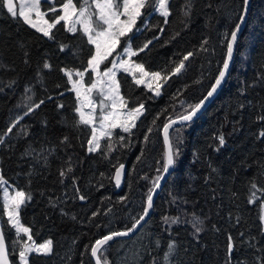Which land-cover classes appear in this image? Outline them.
I'll return each instance as SVG.
<instances>
[{
    "label": "trees",
    "instance_id": "1",
    "mask_svg": "<svg viewBox=\"0 0 264 264\" xmlns=\"http://www.w3.org/2000/svg\"><path fill=\"white\" fill-rule=\"evenodd\" d=\"M63 2L45 0L43 8L53 19ZM242 5L243 0H169L167 22L153 12L140 36L154 40L137 59L168 74L187 53L193 55L159 95L119 72L121 93L143 102L144 112L130 133L116 129L110 141L103 138L100 149L89 152L90 128L78 123V101L62 69L84 71L94 46L82 31H67L63 21L51 38L44 36L0 3V174L31 195L20 219L32 238L53 241L50 254L32 253L29 264H95L90 253L95 240L139 218L153 181L163 173L164 124L196 105L215 82L225 59V34L239 23ZM45 63L51 67L44 68ZM29 107L34 110L28 112ZM261 132L264 0H251L223 86L201 115L170 130L179 154L151 216L136 234L109 241L99 253L102 262L264 264ZM120 164H126L127 174L116 191ZM0 217L11 263L22 264L19 252L27 236L16 235L2 210ZM174 218L177 223H171Z\"/></svg>",
    "mask_w": 264,
    "mask_h": 264
},
{
    "label": "snow or ice",
    "instance_id": "2",
    "mask_svg": "<svg viewBox=\"0 0 264 264\" xmlns=\"http://www.w3.org/2000/svg\"><path fill=\"white\" fill-rule=\"evenodd\" d=\"M0 3L7 8V11L13 16L21 17L23 22L29 24L32 28L39 32H42L44 36L51 38L52 30L56 28L58 24L63 21L67 26V31L76 33L78 30L82 31L87 38V43L94 46V50L90 54V58L87 60L86 68L84 71L78 69H62L65 73L68 81L71 83V90L75 92L78 105L74 111L78 114V123L88 126L91 132V138L87 141L88 151L93 152L100 149L101 139L107 137L109 141L116 129H121L124 132H131V129L136 126V120L143 114L144 105L140 104L138 107L128 109L127 102L120 93V85L117 80V73L123 71L132 77L133 82L136 85H146L149 89L153 90L156 95L160 94V90L163 82L172 75H178L185 68V61L193 55L192 52L187 53L183 59L173 68L167 76H162L161 72L153 71L149 72L145 69L142 63H137L131 58L137 56L139 52L144 51L151 43L144 44L142 48L138 50H132L130 43L125 47L122 53L117 54L116 58L109 61V57H113L116 53L122 37H127L129 33L133 32L136 27L137 20L142 15V10L148 5L149 0H81L79 7L73 0H64L62 3V14L55 16L51 22L44 19L47 15L46 12L40 10L41 0H28L27 10H25V4L22 3L20 11L17 13V9L14 5V0H0ZM169 0H155L156 10L159 14L165 17L170 15L168 8ZM49 11L55 12V8H50ZM248 0H243V5L240 10L239 20L242 23L247 15ZM32 13L35 14L37 20L32 19ZM187 15V12L185 13ZM79 25V29L77 28ZM241 24L237 23L234 29L230 33H226L225 36L228 39L226 44L225 59L222 62V69L219 71L218 76L215 78L214 84L211 86V90L207 92V95L199 103L194 106H189V110L186 114L179 117L181 121H191L197 114L205 101L211 97L217 89L221 86L225 80L229 64L233 57L234 45L237 41V34L240 31ZM206 43V42H205ZM66 46H61L63 49ZM124 54H127L128 59H124ZM119 60V62H117ZM109 62L111 67H106L101 71V65ZM44 68L51 67L50 64L45 63ZM95 73V78L90 80L88 85H85V74ZM90 74V73H89ZM73 76L79 77V79H73ZM155 84V87H153ZM96 92L99 97V105L93 99V92ZM35 104V108H39L40 104ZM60 107H63L61 105ZM101 109L99 116L97 115V108ZM88 111L85 112L84 109ZM33 107L28 108V112L33 111ZM27 114V113H26ZM175 120H170L169 123L164 125V140L167 145V151L165 153V159L163 164V171L168 172L169 168L175 164V157L179 154V148L175 147L169 139V128L175 124ZM12 127H15L13 125ZM12 127L7 129L8 133L12 132ZM264 136V132L260 133ZM67 139V138H65ZM120 140L124 137L120 136ZM224 137H219V144H224ZM111 143H108V148L111 149ZM124 165L120 164L116 168L114 180L118 186L121 183L123 175ZM70 172L71 169L69 168ZM65 175L62 171L61 176ZM162 177H157L153 181V187L149 190L146 196L145 206L142 209V214L139 218L134 219V223L131 228L126 231L111 232L107 235L96 239L94 244L90 248L91 256L95 260V264H110V261L105 259L103 262L100 259L98 253L104 248L109 241L115 237L127 236L130 232L137 229V226L141 225V222L148 216L149 210L153 206V193L156 188L159 187V180ZM7 184L3 175L0 174V186ZM253 188L256 186L253 185ZM4 204L3 209L8 217V223L15 229L16 235L21 233L27 234V241L24 242L21 251L19 252V258L23 264H29L28 256L31 253L48 255L52 252L53 241L51 239L45 240L43 243L37 244L31 235V228L25 226L20 219V210L27 201L31 200V195L23 190H15L14 194H10L8 187L3 188ZM79 199L84 200V196H80ZM97 215V213H93ZM165 221L168 222V218L165 217ZM178 218L171 220V223H177ZM196 232L201 231L199 227H196ZM231 241V237H229ZM173 241L168 245L169 252L174 251ZM232 244H229V251H231ZM164 259L168 260V253L165 254ZM0 264H9L7 244L4 237L3 229L0 228Z\"/></svg>",
    "mask_w": 264,
    "mask_h": 264
},
{
    "label": "rangeland",
    "instance_id": "3",
    "mask_svg": "<svg viewBox=\"0 0 264 264\" xmlns=\"http://www.w3.org/2000/svg\"><path fill=\"white\" fill-rule=\"evenodd\" d=\"M43 1H45V0H41L40 10H41L42 12H46V11L44 10V8H43ZM50 1H52V0H50ZM73 2L76 3L77 6L79 7V5H80V3H81V0H73ZM22 3L25 4V10H27L28 0H16V9H17V13H19V11H20V6H21ZM1 4L3 5V3H1ZM3 7L6 8L4 5H3ZM145 8H146V7H145ZM145 8L142 10V15H141V17L137 20V24H136V27L134 28L133 32L129 33L127 37H122V38H121L120 45L118 46V48H117V50H116V53L113 54V57H109V61H111L113 58H116V57H117V54L122 53L123 49H124L125 47H127L129 43H130V45H131L132 50H138L139 48H142V47L144 46V44L148 43V41H151V43L153 42L154 37H153V38H148V39H146V38L140 36V34H141L140 32H141L142 29H144L145 24L149 21L150 15H152L153 12L157 11V10H156V5H155V0H152V1H151V8H150V9H147V11H145ZM61 9H62V7H61ZM6 10H7V8H6ZM157 12H158V11H157ZM46 13H47V12H46ZM60 14H62V10H61ZM60 14H58V15H60ZM31 15H32V19L37 20V17L35 16L34 13H32ZM17 16H18V15H17ZM44 19L48 20L49 22L52 21V19L49 17L48 14L44 17ZM65 26H66V25H65ZM79 27H80V26L77 25V28H79ZM66 28H67V26H66ZM151 43H150V44H151ZM150 44H149V45H150ZM139 53H140V52H139ZM123 58H124V59H128L127 54H124V57H123ZM131 59L134 60V61L137 62V63H142V64L144 65V63H143L141 60H138V59H137V56H134V57H132ZM117 62H119V60H117ZM184 63H185V62H184ZM106 67H111V64H110L109 62H105V64L101 65V71H103ZM144 67H145V69H146L147 71H149V72L156 71V70H151V69L147 68L145 65H144ZM121 71H122V70H121ZM121 71H119V72H121ZM119 72L117 73V80H118V81H119V79H118V74H119ZM159 72H160V71H159ZM161 74H162V76H167L169 73H168V74H163V73L161 72ZM74 77H76V76H73V79H79V77H76V78H74ZM94 78H95V73H93V78H92V79H94ZM84 80H85V79H84ZM89 83H90V82H89ZM89 83L85 80V85H88ZM161 83H162V87H163V85L165 84V82L161 81ZM119 85H120V83H119ZM143 86L146 87L147 89H149L146 85H143ZM153 87H155V84H153ZM162 87H161V90H162ZM149 90H151V89H149ZM161 90H160V92H161ZM151 91L154 92L153 90H151ZM120 93H121V88H120ZM154 93H155V92H154ZM121 95L123 96L122 93H121ZM123 97H124V96H123ZM93 99L96 101L97 105H99V101H100L101 97H99V95H98L95 91L93 92ZM124 99H125V101L127 102V108H128V109H132V108L138 107L140 104H143V105H144L143 102H138V103L135 102V103H134V100H133L131 97H130L129 99L126 98V97H124ZM77 106H79L78 103H77ZM84 111L87 112L88 109L85 108ZM100 112H101V109L98 107V108H97V115H98V116H99ZM143 112H144V110H143ZM137 120H138V119H137ZM137 120H136V121H137ZM135 123H136V122H135ZM90 138H91V137H90ZM101 140H102V139H101ZM100 142H101V141H100ZM88 147H89V146H88ZM4 187H8L10 194H14L15 190H21V189H17V188H15L14 186H12L11 184H8V183H7L6 185H4V186H0V189H1V190H0V204H1V206H0V210H2L3 214L7 217V215L5 214L4 209H3V204H4L3 188H4ZM263 207H264V203H263ZM7 219H8V217H7ZM25 226H26V225H25ZM27 227H28V226H27ZM25 235L27 236V234H25ZM33 240H34V239H33ZM46 240H48V239H46ZM34 241H35V240H34ZM44 241H45V240H44ZM44 241H41V242L35 241V242H36L37 244H39V243H43ZM27 242H28V243H31V241H27ZM31 254H32V253H31ZM29 256H30V254H29ZM29 256H28V260H29ZM20 261H21V260H20ZM21 263L23 264L22 261H21Z\"/></svg>",
    "mask_w": 264,
    "mask_h": 264
},
{
    "label": "water",
    "instance_id": "4",
    "mask_svg": "<svg viewBox=\"0 0 264 264\" xmlns=\"http://www.w3.org/2000/svg\"><path fill=\"white\" fill-rule=\"evenodd\" d=\"M14 5H15V7H16V0H14ZM250 6H251V0H248V11H247V15L245 16V19H244V21H243L242 23L239 21V23L241 24V27H240V31H239L238 34H237V39H238L240 33L243 31V29H244V27H245V25H246L247 17H248L249 11H250ZM236 42H237V41H236ZM235 51H236V43H235V45H234L233 57H232V60H231V62H230V64H229V68H228V71H227V74H226L225 80L222 82L221 86L217 89V91H216L211 97H209V98L205 101V103L203 104V106L200 108V110L197 112V114L195 115V117H193L192 120H194L196 117H198L199 115H201V114L203 113V111H204V110L207 108V106L212 102V100L215 98V96L217 95V93L219 92V90L221 89V87L223 86L224 82L226 81V79H227V77H228V75H229V73H230V71H231L232 63H233V59H234V56H235ZM213 84H214V83H213ZM210 90H211V88L209 89V91H210ZM206 95H207V93L202 97V99H204V97H205ZM202 99H201V100H202ZM201 100H200V101H201ZM200 101H199V102H200ZM199 102H198V103H199ZM184 114H186V113H184ZM184 114H181V115L176 116V117H174V118H172V119H169V120L165 123V124L169 123L170 120H175V121H176V123L173 124V125L169 128V139H170V130H171L173 127H175V126H177V125H180V124H184V123H188V122H190V121H181V120L179 119V117L182 116V115H184ZM192 120H191V121H192ZM165 124H164V125H165ZM163 129H164V127H163ZM163 136H164V130H163ZM170 140H171V139H170ZM164 141H165V140H164ZM166 151H167V145H166ZM123 165H124V169H123L122 180H121V183H120L118 186L116 185V191H119V190L121 189V187H122V185H123V181H124V179H125V177H126V174H127L126 164H123ZM174 167H175V164L172 165V166L169 168L168 172L165 173V172L163 171V173L161 174L160 177H162V178L159 180V187L156 188L155 191H154V193H153V206H154V203H155V201H156L158 195L160 194L162 188L164 187V185L166 184L167 180L169 179L171 173L173 172ZM153 206H152V208L149 210V214H148V216H146V217H145V220L141 222V225L137 226V229H136V230H134L133 232H130L127 236H120V237H129V236H132V235L136 234V233L141 229V227L144 225V223H145V222L149 219V217L151 216V213H152V210H153ZM262 224H263V229H264V211L262 212ZM0 228H2L1 217H0ZM129 228H131V226H130ZM127 229H128V228H126V229H120V230H115V231H112V232H116V231H126ZM110 233H111V232H110ZM107 234H109V233H107ZM107 234H105V235H107ZM102 236H104V235H102ZM102 236H101V237H102ZM101 237H100V238H101ZM115 238H119V237H115ZM115 238H113V239H115ZM98 239H99V238H98ZM113 239H112V240H113ZM5 241H6V240H5ZM7 250H8V246H7ZM98 255H99V253H98ZM100 259H101V258H100ZM8 261H9V264H12V263H11V260H10V257H9V252H8ZM101 261H102V260H101Z\"/></svg>",
    "mask_w": 264,
    "mask_h": 264
}]
</instances>
